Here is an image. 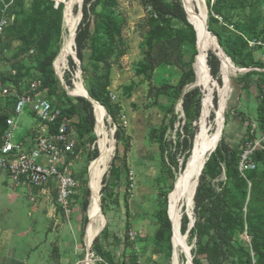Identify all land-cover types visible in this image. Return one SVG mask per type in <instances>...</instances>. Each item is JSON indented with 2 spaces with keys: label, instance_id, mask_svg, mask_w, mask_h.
Returning <instances> with one entry per match:
<instances>
[{
  "label": "rangeland",
  "instance_id": "rangeland-1",
  "mask_svg": "<svg viewBox=\"0 0 264 264\" xmlns=\"http://www.w3.org/2000/svg\"><path fill=\"white\" fill-rule=\"evenodd\" d=\"M84 1L78 4L83 2V6ZM99 1L94 53L86 52L88 62L83 70L76 58H69L58 69L67 37L63 8L68 0H0V21L7 20L0 43V73L10 75L15 71L25 85L47 76L56 79L59 88L53 100L60 107H69L81 97L72 93L78 82L100 96L108 116V131H114L116 140L101 180V230L88 246L90 220L84 227L82 206L86 188L91 203L90 169L100 155L95 130L85 142L79 141L73 164L78 188L68 211L59 206L54 186L16 185L0 177V213L5 221L18 224L24 220L30 223L31 213L39 219L38 234L32 239L30 234L24 237L25 246L40 240L41 259L31 258L30 264H45L46 260L49 264H175V258L177 264H188L185 251L176 252L174 248L171 198L177 179L199 153L200 136L194 141L200 125L212 134L221 114L217 147L224 140L228 147L241 149L252 124L258 121L261 76L257 72L246 74L243 69L260 61L259 52L251 49L249 42L264 37V0H205L207 27L212 30L209 34L218 42L220 38L231 55L219 42L226 55L222 54L217 77L210 75L207 65L206 86L197 82L198 28L188 15L186 0H181L186 10L184 21L158 18L146 0ZM194 5L199 16L201 8L192 0L193 10ZM75 11L79 13L80 7L74 9L73 17ZM74 29L75 18V53ZM210 51H219L220 55L216 47H210L207 55ZM225 59L233 64L235 72L225 75ZM190 67L194 68L195 79L185 91L201 89V123H186L183 93L177 90ZM18 121V137L37 124L29 113ZM119 127L124 132L120 142L115 136ZM217 147L192 182V207L185 197L179 201L184 243L193 264H264V257L255 252L264 238V159L254 173L240 177L233 166L226 167L223 154L216 153ZM198 187V197L204 202L196 209ZM230 214L236 223L230 221Z\"/></svg>",
  "mask_w": 264,
  "mask_h": 264
},
{
  "label": "built area",
  "instance_id": "built-area-1",
  "mask_svg": "<svg viewBox=\"0 0 264 264\" xmlns=\"http://www.w3.org/2000/svg\"><path fill=\"white\" fill-rule=\"evenodd\" d=\"M218 19L223 22L221 17ZM6 26L7 20L2 19L0 42ZM249 47L259 52L260 61L259 65L244 68L243 71L246 74L257 72L264 77V39H252ZM1 58L0 54V64ZM16 77L15 71L10 75L0 73V115L5 110L10 111L0 142V170L16 185L44 189L54 186L59 206L68 211L78 188V180L73 173V164L78 156L77 134L71 127L73 121L63 117L62 110L53 105L41 80L28 81L25 85L16 82ZM261 98L264 100V84ZM25 113L35 118L37 124L18 137V120ZM259 151H264V130L257 121L252 124L239 152L238 171L241 177L246 178L248 173L256 170L255 157Z\"/></svg>",
  "mask_w": 264,
  "mask_h": 264
},
{
  "label": "trees",
  "instance_id": "trees-1",
  "mask_svg": "<svg viewBox=\"0 0 264 264\" xmlns=\"http://www.w3.org/2000/svg\"><path fill=\"white\" fill-rule=\"evenodd\" d=\"M146 1L151 6L154 14L158 18H161L164 20L168 17H173V18H177L183 21L186 19V12L183 8L181 0H146ZM215 2L218 3L219 0H215ZM82 3L78 4L76 8L80 7ZM99 3H100L99 0H96L94 3H93V0H85L83 4V8H82V12H83L82 20L80 18V14L76 13V11L73 17V21L75 18V33L77 30L76 37L74 33V38H75V43H76V53H77V57L81 61V66L83 70H85L86 64L88 62L87 57H86V54H87L86 52L89 50H93V53H94L95 30H97V21H96L97 11L96 9ZM195 10H196V6L194 5V11ZM188 19L191 22V19L189 17ZM80 20H81V23H80ZM215 35L217 34L215 33ZM255 38H260V37H255ZM262 38L264 39V37ZM218 39L222 47L225 49L226 53L228 54V56L231 57L230 50L224 46V43L222 42L220 38ZM23 47L24 48L27 47L26 41L23 42ZM207 64L210 68L211 75L213 77H217L220 71L221 61L216 56V54H214L211 51L208 53V56H207ZM257 65H259V63ZM72 66H73V69L76 67L75 64H72ZM253 66H256V65H253ZM253 66H249L245 68H250ZM56 67H57V64H56ZM194 79H195V71L193 67H190L189 70L186 72V74L182 77L177 87L178 92L181 94L183 93L182 109H183L185 121L188 124L198 123L199 120L201 123L200 117L202 116L201 111L203 110L202 105H201V89L196 87L191 90L185 91L187 87L194 81ZM260 80H261L260 90L262 92V85L264 84V77L261 76ZM17 81H19V78L16 77V82ZM42 82H43V87L48 90V96H49V99L53 102V105H55L56 107L62 110L63 117L73 121L71 123V127H73V129L75 130L77 134V147H76V152H77L78 146L80 144L79 142L80 139L82 143L85 142L87 138L95 130L96 118L94 115V107L92 103H90L88 100L82 97H78L76 99L77 102L71 104L69 107H60L53 100V97L56 96L58 93V88H59L58 81L56 79H52L47 76V78H44ZM247 88H248V85L245 87V89ZM89 95L94 100L101 103L100 96L97 93H95V91H93L92 89L89 90ZM206 99L207 97L203 101V106H204ZM214 102H215V105H217L216 98ZM101 104L103 105V103ZM257 111H258V122L261 128L264 130V100H262V98H261V103L259 104ZM9 115H10V111L8 110H5L4 113L0 115V142H1V137L3 136L7 128L6 120ZM75 116H78V121L76 123L74 122ZM202 119H203V116H202ZM59 123L60 121L57 122V124ZM53 130H55V127H53ZM200 131H201V125H200ZM200 131L197 133L194 143L198 140ZM115 136L119 142L124 138V132L120 127L117 128ZM193 139H194V135L191 137V141ZM189 147H191V144ZM216 153L223 154L226 167L229 168L233 166L232 168L233 172L239 175V171H238L239 152L237 150H234L233 148L228 147V145H226L225 141L223 140L221 144L217 147ZM97 156H98V151L95 152V157ZM88 158H90V156H88ZM98 158L99 156L95 159V161H97ZM261 158L264 159V151H259L256 154L255 160H256L257 166ZM114 165H115V161L113 162L111 169L113 168ZM252 173H254V171L250 172L248 175H251ZM104 182H105V179H104ZM90 191H91V188H90ZM105 191H106V186L102 189L101 191L102 194ZM198 191H199V187L195 195L196 209L199 208L200 205L204 202V198L198 197ZM89 195H90L89 189L86 188L84 192L85 199H84L83 206H82L84 227L89 222V219L87 217V211H88V207L90 204ZM193 197H194V193H193ZM228 218L233 223L237 222L235 216L232 214L228 215ZM92 252H94V249H92ZM255 252L260 257H264V238L260 242V244L256 245Z\"/></svg>",
  "mask_w": 264,
  "mask_h": 264
},
{
  "label": "bare ground",
  "instance_id": "bare-ground-1",
  "mask_svg": "<svg viewBox=\"0 0 264 264\" xmlns=\"http://www.w3.org/2000/svg\"><path fill=\"white\" fill-rule=\"evenodd\" d=\"M81 0H68L66 5L63 8L65 27L67 30V37L62 46L61 52L59 54L60 63L58 69H61L60 65H65L68 62L69 58H76L74 53V48L72 44V33H73V12ZM200 6L201 11L198 16L192 8V0H186V8L188 15L194 20L198 28V46H199V55L196 59V70H197V82L198 84H207L208 81V69L206 64L207 51L210 47H216L218 49L217 40L211 37L207 29L208 23V13L205 7V0H194ZM75 33V29H74ZM76 36V34H75ZM222 54L220 50V57L222 59ZM225 55V54H224ZM64 68V67H63ZM223 69L225 75L235 72L233 64L230 63L228 59L224 60ZM242 71V70H241ZM59 73V72H58ZM230 76V75H229ZM229 89L228 79L225 80V98L227 99ZM81 97L90 98L87 90L83 87L81 82L75 84V89L72 92ZM98 102V101H97ZM211 105L209 99L208 106ZM96 109V125L95 131L100 139V155L98 160L91 165L90 177H91V203L88 211V217L90 220V227L86 236V241L88 246H90L93 239L99 234L101 230V212L99 208L100 202V189H101V180L103 178L104 172L107 168V165L111 159V156L116 149V140L113 138L114 131H108V116L105 107L101 103L94 102ZM222 131V115L220 114L217 122L215 131L210 134L208 128L202 126L200 131V141H199V153L193 157L187 163L183 175L177 179L175 191L171 198L169 215L173 225L174 231V248L176 252L178 250L185 251L188 255V264H193L192 258L190 257L189 249L184 243L183 236L180 231V209L179 201L182 197H185L188 200L190 208L193 205V200L191 198L192 194V182L197 177L200 169L206 163L210 153H213L216 149ZM104 217V216H103ZM105 221V220H104ZM106 222V221H105ZM175 264H177V259L175 258Z\"/></svg>",
  "mask_w": 264,
  "mask_h": 264
},
{
  "label": "crops",
  "instance_id": "crops-1",
  "mask_svg": "<svg viewBox=\"0 0 264 264\" xmlns=\"http://www.w3.org/2000/svg\"><path fill=\"white\" fill-rule=\"evenodd\" d=\"M238 88H241V86L239 85ZM233 149L238 151L240 147ZM0 177L5 180L10 179V177L1 170ZM27 215H30V212L27 213ZM5 218L4 214L0 213V264H30L31 258L34 259V257H37V259H41L42 255L39 249L40 240L38 238L35 244H33V240L32 245L27 244L25 246L24 244V237L26 235L30 234L32 239L33 234H38L39 219H34L33 213H31L30 223L25 220L21 221L19 224L13 223L12 221L7 222ZM26 226L29 230L24 229ZM44 262L45 264H49L48 260Z\"/></svg>",
  "mask_w": 264,
  "mask_h": 264
},
{
  "label": "water",
  "instance_id": "water-1",
  "mask_svg": "<svg viewBox=\"0 0 264 264\" xmlns=\"http://www.w3.org/2000/svg\"><path fill=\"white\" fill-rule=\"evenodd\" d=\"M82 8H83V6L81 5L80 6V11H79V13H80V18L82 19V17H83V12H82ZM186 11V10H185ZM80 22H81V20H80ZM79 25H80V23H79ZM78 25V26H79ZM207 29H208V27H207ZM208 32L209 33H211L209 30H208ZM76 33H77V30H76ZM212 34V33H211ZM76 37V36H75ZM213 37L217 40V38L213 35ZM217 44H218V49L219 50H221L223 53H224V51L221 49V47H220V44H219V42L217 41ZM75 46H76V43H75ZM225 54V53H224ZM226 55V54H225ZM208 56V55H207ZM216 56L220 59V61H221V63H222V59H221V57H220V55H219V51L216 53ZM75 57H76V61L81 65V61L79 60V58L77 57V53L75 52ZM207 60V59H206ZM208 65V64H207ZM82 71V70H81ZM211 75V74H210ZM212 77V76H211ZM88 92V91H87ZM88 94H89V92H88ZM90 96V95H89ZM83 98H85L86 100H88L90 103H92V105H93V107H94V115H95V118H96V109H95V106H94V102H96V103H98L96 100H94L91 96H90V98L88 99L87 97H83ZM210 155H211V153H210ZM186 167H187V165H186ZM89 219V218H88Z\"/></svg>",
  "mask_w": 264,
  "mask_h": 264
}]
</instances>
